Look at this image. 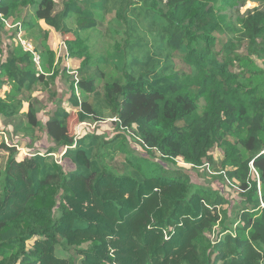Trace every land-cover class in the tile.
Listing matches in <instances>:
<instances>
[{
    "label": "trees",
    "instance_id": "trees-1",
    "mask_svg": "<svg viewBox=\"0 0 264 264\" xmlns=\"http://www.w3.org/2000/svg\"><path fill=\"white\" fill-rule=\"evenodd\" d=\"M229 1L0 0V24L19 22L40 58L19 43L0 50V120L51 141L25 153L1 142L0 264H264V3L239 14ZM98 14L109 17L102 48L89 43ZM39 21L77 61L61 70L74 74L66 102L76 110L57 104L45 120L32 92L54 84L60 59ZM106 112L116 118L111 138L70 133L71 114L79 125ZM124 130L146 152L193 167L219 147L239 203L225 209L224 195L181 167L146 171ZM121 147L118 171L106 160Z\"/></svg>",
    "mask_w": 264,
    "mask_h": 264
},
{
    "label": "rangeland",
    "instance_id": "rangeland-1",
    "mask_svg": "<svg viewBox=\"0 0 264 264\" xmlns=\"http://www.w3.org/2000/svg\"><path fill=\"white\" fill-rule=\"evenodd\" d=\"M260 2V3H259ZM264 3V0L255 1V0H235L229 1L228 5L225 6L228 12L232 10H238L239 14H243L247 9H251L253 7L258 6L259 4ZM27 10H23L21 16L26 14ZM98 19V26L97 31L93 34L92 39L89 41L91 45L97 46L102 48L101 44L104 40L103 34L107 26V20L109 17L104 18L101 14L97 15ZM19 22L15 23L11 18L4 19L3 24H0V50L3 54H7L10 49H14V47L18 44V38L16 37V31L19 27ZM39 25L42 30H37L36 33L48 31L47 43L50 45L52 50H54L56 54V58L60 59V62L56 65L58 67V75L55 76V80H53L54 84H50L49 82H40L35 85L32 97L38 101V105L40 107V111L38 116L41 120H45L47 117V112L49 110L54 109L57 104L67 107L69 110L71 108L66 100L69 95L68 87L69 81L65 78L67 76H74L72 71H66V74H61V70L63 67L75 69L77 66V61H72L68 57L66 44L62 41V37L56 33L52 28H48L44 24L43 21H39ZM48 28V29H47ZM24 31L23 28H21ZM100 32V33H99ZM102 34V35H101ZM87 35V34H86ZM84 35V36H86ZM25 38L36 45L35 41L32 40L27 33H25ZM66 38H72L71 34L67 35ZM21 38H23L20 35ZM64 39V38H63ZM246 42L242 44L241 51L243 53H247L246 50ZM264 44V42H262ZM62 49V50H61ZM40 50V49H39ZM61 50V51H60ZM101 51L104 52L102 49ZM0 52V56L2 55ZM65 75V76H62ZM74 78V77H73ZM49 87V89H48ZM7 90V87H2L0 93H4ZM57 91L56 95H52V91ZM80 91L78 88L76 89V93L80 95ZM80 97V96H79ZM56 98H59L56 100ZM59 100H62L58 103ZM27 109V106H24ZM76 110V109H74ZM106 118L101 121H92L87 120L83 123L77 124V119L75 114H71L69 117V126L73 125V129L70 128V133L75 135V137H81L86 133H98L102 134L108 138H111L116 134L115 121L116 118L111 117L109 112L105 113ZM8 122V121H7ZM13 122L10 121L6 123L5 120H0V169L4 166L6 157L8 153L4 148L1 147V142L4 141L7 145H11L12 142L19 141L18 147L19 150L22 152H26L25 148H30L32 151H43L41 148L46 149L47 144L51 141L49 137L42 131V129H36L34 134L31 136H24L21 133L13 134ZM125 132V140H126V147L130 148L134 154H136L142 163L143 167L146 171L153 173V171L157 172L160 170V166L162 167H181L184 169V173H186L190 179L195 183H200L203 186H210L211 188L216 189L220 194L224 195L229 200V205L225 206V209H233L239 203V195L237 188L232 185L231 183H227V180L222 174L221 167H220V160L222 158V152L219 147H214L211 150V154L213 156L212 163H206L202 167H193L185 162L182 159L177 158L176 161L172 159H163L158 153L146 152L142 146L131 137V134L128 130H124ZM32 140V142H31ZM62 152V151H61ZM60 152V153H61ZM57 152V156L60 154ZM127 152L121 147L118 153L115 155L113 160H106L109 166H112L118 171H122V166L124 163V155ZM62 167L66 170H70L73 168V165L70 161L64 160ZM51 200L50 202H52ZM89 242L84 241L81 243V247L86 248L88 247Z\"/></svg>",
    "mask_w": 264,
    "mask_h": 264
},
{
    "label": "built area",
    "instance_id": "built-area-1",
    "mask_svg": "<svg viewBox=\"0 0 264 264\" xmlns=\"http://www.w3.org/2000/svg\"><path fill=\"white\" fill-rule=\"evenodd\" d=\"M19 28V27H18ZM20 35L23 37L21 38ZM16 37L19 39L18 40V43L22 46L23 50L24 51H28V52H31L33 54V59L36 63L39 62L40 58H39V55L34 51V46L33 44L28 41L25 37H24V33L23 31L21 30V28L18 29L17 33H16ZM62 50V49H61ZM60 50V51H61ZM83 123V122H81ZM80 123V124H81ZM64 150H62L61 154H63Z\"/></svg>",
    "mask_w": 264,
    "mask_h": 264
}]
</instances>
